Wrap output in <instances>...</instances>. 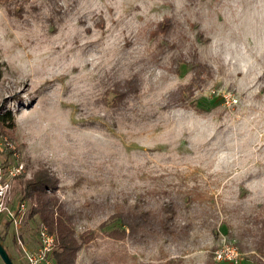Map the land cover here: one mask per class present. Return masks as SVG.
Masks as SVG:
<instances>
[{"label": "rangeland", "instance_id": "1", "mask_svg": "<svg viewBox=\"0 0 264 264\" xmlns=\"http://www.w3.org/2000/svg\"><path fill=\"white\" fill-rule=\"evenodd\" d=\"M5 112L0 161L23 166L12 196L53 178L91 236L77 264H232L215 259L224 242L264 264V0H0ZM138 200L175 203V232L111 238L109 217ZM0 238L28 264L2 215Z\"/></svg>", "mask_w": 264, "mask_h": 264}, {"label": "trees", "instance_id": "2", "mask_svg": "<svg viewBox=\"0 0 264 264\" xmlns=\"http://www.w3.org/2000/svg\"><path fill=\"white\" fill-rule=\"evenodd\" d=\"M116 86L119 87V83ZM5 123L9 128L15 126L14 116L10 112L0 113V125ZM56 190L57 184L53 178L45 172H38L32 180L26 182L20 199L26 201L31 198L34 201L35 205L32 206L28 214V223L29 219H33V216L37 215L41 218V223L46 225L51 233L56 234L57 242L52 252L53 264H77L78 253L83 244L91 239V236L89 233L77 235L76 226L79 219L82 218V213L68 211L65 205L59 202L55 194ZM143 204V201L138 200L134 204L118 208L109 217L110 222L116 225L108 232V235L115 239L125 238L129 230V235L145 238L149 234L156 236L175 232L172 227L177 214L175 203H165L159 212L148 209ZM257 224L259 227L257 226L255 247L260 254L264 255V217L258 218ZM10 226L11 223L5 220L7 230ZM38 226L37 221H34L33 229L37 230ZM15 238L17 239L16 235ZM0 243L4 245L1 238ZM11 258L14 262V258Z\"/></svg>", "mask_w": 264, "mask_h": 264}, {"label": "built area", "instance_id": "3", "mask_svg": "<svg viewBox=\"0 0 264 264\" xmlns=\"http://www.w3.org/2000/svg\"><path fill=\"white\" fill-rule=\"evenodd\" d=\"M22 165L12 162V159L0 161V215L14 227L15 235L21 245L28 264H53L52 252L56 246L57 236L51 233L46 225L38 226L37 240L34 247L26 248L21 241V229L28 220L27 202L23 199H14L12 190L15 180L22 172ZM216 261H228L239 264L242 261V253L239 248L229 242L215 251Z\"/></svg>", "mask_w": 264, "mask_h": 264}, {"label": "water", "instance_id": "4", "mask_svg": "<svg viewBox=\"0 0 264 264\" xmlns=\"http://www.w3.org/2000/svg\"><path fill=\"white\" fill-rule=\"evenodd\" d=\"M0 256L2 257L5 264H14L11 256L9 255L6 248L0 243Z\"/></svg>", "mask_w": 264, "mask_h": 264}, {"label": "crops", "instance_id": "5", "mask_svg": "<svg viewBox=\"0 0 264 264\" xmlns=\"http://www.w3.org/2000/svg\"><path fill=\"white\" fill-rule=\"evenodd\" d=\"M5 248H6V250L8 251V253H9V255L12 257L13 255H12V253L9 251V249L5 246V245H3ZM15 258V257H14ZM14 262H15V259H14Z\"/></svg>", "mask_w": 264, "mask_h": 264}]
</instances>
